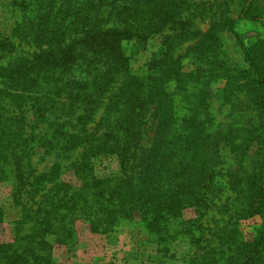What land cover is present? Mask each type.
<instances>
[{
    "label": "trees",
    "instance_id": "obj_1",
    "mask_svg": "<svg viewBox=\"0 0 264 264\" xmlns=\"http://www.w3.org/2000/svg\"><path fill=\"white\" fill-rule=\"evenodd\" d=\"M194 1L0 0V180H14L10 207L19 209L12 243L0 242V264H57L47 238L67 240L77 213L91 228L137 221L150 234L168 237L181 210L209 208L221 144L237 159L232 186L245 199L243 216L260 217L261 226L252 241L221 251V261L195 264H264V39L247 47L234 28L240 20L264 25V8L244 0L236 19L210 26L188 51L194 70L184 72L165 34L189 21L185 13ZM221 27L236 38L248 67L245 81L232 78L226 93L250 95L257 109L252 129L208 132L210 121L193 126L176 116L193 84L216 78L207 72L222 54ZM157 35L164 40L146 74L129 73V60ZM214 51L203 77L201 61ZM151 109L156 127L145 150L142 128ZM99 111L96 127L104 132L95 135L87 127ZM36 148L54 154L55 162L30 181L23 168ZM103 158H116L121 176H94V162ZM62 162L78 188L57 181ZM132 169L135 179L128 175ZM37 196L36 207H27ZM6 214L0 205V225Z\"/></svg>",
    "mask_w": 264,
    "mask_h": 264
},
{
    "label": "rangeland",
    "instance_id": "obj_2",
    "mask_svg": "<svg viewBox=\"0 0 264 264\" xmlns=\"http://www.w3.org/2000/svg\"><path fill=\"white\" fill-rule=\"evenodd\" d=\"M194 2L195 5L190 6L188 13H185L188 16L190 14L189 21L179 25L177 31L165 34L175 44L170 55L173 59L181 58L184 72L195 68L192 65L195 60L188 51L202 39L201 34L206 33L212 25L224 23L225 19H236L244 0H195ZM256 5L264 8V0H257ZM234 28L239 41L247 47L264 39V25L260 22L240 20ZM163 36L157 35L147 39L146 47L129 60V73L139 77L146 74L161 47ZM218 37L221 45L219 50L222 54L218 57L217 52H211L200 64L205 68L203 69V77H205L208 66L204 63L210 64L207 61L217 56V62L211 68L212 72H207L211 75L217 74L216 78L211 77L210 82H207L208 78L200 79L193 84L189 89L188 100L179 103L176 116L178 114L183 118L181 123L188 122L193 126H198L200 121H210V127H204L208 132L216 133L221 127L225 132L230 127L252 129L255 127L257 109L250 95L246 91H237L228 96L226 93L230 91L232 78L239 82L245 81V71L248 67L242 50L236 38L222 27ZM199 55L202 57V51ZM124 75L125 71H121L114 80V85H118ZM100 111L87 127L95 135L104 132L96 127ZM155 127L156 119L151 109L146 115L142 128L140 148L146 150L150 147ZM254 145L255 143L252 147ZM137 154H140L139 150ZM218 155L219 163L214 169L212 186L208 192V197L210 193L213 196L209 208L200 211L198 206H190L181 210L180 215L172 219L168 227V237L161 238L150 234L137 221L121 223L110 229H106L104 223H98L95 228H91L87 218L77 213L72 216L68 224L70 237L67 240L60 243L54 241V237L47 238L51 244L52 259L57 264H195L215 259L221 261L222 252L232 247L234 243L252 241L255 238L261 226V218L243 216L245 199L240 195V189L232 186L235 183L234 176L237 169L234 153L221 144ZM54 162V154L36 148L28 165L23 168L24 177L33 181L36 176L48 173ZM94 163V176H121L116 158H103ZM134 171L135 169L128 170V175L132 179ZM47 178L51 184L55 180L51 176ZM13 181L11 177L0 180V205L7 211L4 222L0 225V242L3 243H12L13 221L19 211L13 209V206L10 207ZM57 181L72 188L79 187V182L63 162ZM50 183L48 185H51ZM26 196L24 195V198ZM39 198V196L34 199L29 197L27 207L31 205L36 207V203L41 200Z\"/></svg>",
    "mask_w": 264,
    "mask_h": 264
}]
</instances>
